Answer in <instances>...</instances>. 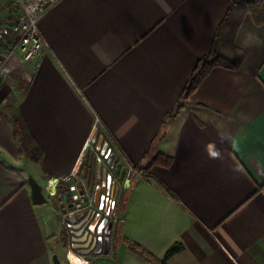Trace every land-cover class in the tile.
Segmentation results:
<instances>
[{"label":"crops","instance_id":"crops-1","mask_svg":"<svg viewBox=\"0 0 264 264\" xmlns=\"http://www.w3.org/2000/svg\"><path fill=\"white\" fill-rule=\"evenodd\" d=\"M241 1L51 5L39 21L47 48L29 61L14 56L0 78V108L18 110L40 149L32 161L10 118L0 117V264H53L44 184L74 167L96 119L121 168L137 170L120 198L113 264H149L128 241L160 259L181 242L168 264H264V24L243 13ZM214 49L244 57L236 69L212 68L180 102L197 61ZM154 153L172 160L152 165L148 179L138 169ZM30 178L43 203L32 201Z\"/></svg>","mask_w":264,"mask_h":264},{"label":"built area","instance_id":"built-area-1","mask_svg":"<svg viewBox=\"0 0 264 264\" xmlns=\"http://www.w3.org/2000/svg\"><path fill=\"white\" fill-rule=\"evenodd\" d=\"M56 1L16 0L19 7L18 18L0 26V78L7 79L9 76L10 61L14 56L18 55L22 61H29L47 48L39 21ZM98 123L96 119L91 139L95 134L97 138H102V145H106L114 159L110 140L108 141L104 131H99ZM91 139L86 143L74 167L67 174L55 178L53 189L48 187L49 179L44 184L49 198L56 199L58 187L63 183L66 194H71L73 199V202H66L64 206L52 203L63 226L61 237L67 264H74L70 255L81 259V264H101L102 259L113 261L118 225L122 220L120 198L130 188L131 176L137 173L129 163H126L125 168L120 166L119 172H116L108 156L101 153ZM121 169L124 171L122 176ZM96 216H99V221L105 219L110 226L107 254L103 253L101 236L88 230L89 223ZM83 219L85 220L80 228L73 227ZM79 229L82 231L77 235L75 232Z\"/></svg>","mask_w":264,"mask_h":264},{"label":"trees","instance_id":"trees-1","mask_svg":"<svg viewBox=\"0 0 264 264\" xmlns=\"http://www.w3.org/2000/svg\"><path fill=\"white\" fill-rule=\"evenodd\" d=\"M237 7H240L243 13H250L253 22L256 25L264 24V0H244L237 3ZM244 54L242 51L236 57V60L231 58L224 52H220L216 49L212 50L208 55L201 57L194 69L188 78L183 91L180 95V102L185 100L190 93H192L196 87L198 86L200 80L214 67L222 66L230 69H236L239 67ZM179 104L174 108V110L168 116L169 121L174 119L181 109V104ZM0 117L1 118H10L14 129L15 135L17 136L22 151L31 158L32 161L37 162L39 160L40 149L39 146L34 142L30 133L27 130V127L24 123L23 118L21 117L18 110L13 106H5L0 108ZM167 125V124H166ZM171 157L167 155H162L160 153H154L150 156V159L145 162L142 167H139L138 170L142 172L143 176L148 179H154L152 174L149 173V168L158 164L161 166H168L171 163ZM158 184L164 186L161 182L158 181ZM167 192H169L167 190ZM170 194H172L170 192ZM128 249L136 254L137 256L143 258L149 264H168L167 261L174 255L182 252L184 246L181 242L173 243L165 252L163 259H160L145 249L140 244L134 241H128L127 243Z\"/></svg>","mask_w":264,"mask_h":264},{"label":"rangeland","instance_id":"rangeland-1","mask_svg":"<svg viewBox=\"0 0 264 264\" xmlns=\"http://www.w3.org/2000/svg\"><path fill=\"white\" fill-rule=\"evenodd\" d=\"M18 15H19V7L16 4V0H0V26L6 25L12 20H16L18 18ZM44 193L47 195L46 191H44ZM70 193L71 192H69V194ZM68 198H69L68 203L73 202L71 194L70 196H68ZM46 201L47 202L44 204L45 218L49 221L50 226L54 232V235L51 238H49V243L52 246L54 253L57 255L61 263L67 264L66 258H65L66 250L63 248V237H61V230L63 226H62L59 216L55 212L53 205H52V203L60 204V202L59 200H57V196H56V199H51V202L48 199H46ZM118 234H121L120 229L118 230ZM117 247H119L120 251H122V249L125 248V243L122 239H120L119 243L117 242ZM141 261H144V260H141ZM108 264H113V263L108 262Z\"/></svg>","mask_w":264,"mask_h":264},{"label":"water","instance_id":"water-1","mask_svg":"<svg viewBox=\"0 0 264 264\" xmlns=\"http://www.w3.org/2000/svg\"><path fill=\"white\" fill-rule=\"evenodd\" d=\"M91 142L96 144L97 149H100L101 153L105 154L106 156H108V160L115 166V170L116 172H119L120 169V163H116V160L113 159V156L110 154V150H107L106 145H102V138H97V135L95 134L92 139ZM123 169H121V176L123 175ZM28 184L30 185L31 188V197H32V201L35 204H40L43 203L45 201V197L42 193V187L32 178H30L28 180ZM124 218V212H121V219ZM86 219V218H85ZM83 219L80 223H78L77 225H74V228H80L84 222ZM99 220V216H96L95 219L91 222L89 228L91 230H94L95 225H97ZM42 225H43V231H44V236L46 238H50L54 235V232L50 226V223L47 219H45L44 217L42 218ZM109 223L106 222L105 219L101 220L100 223H98V226L96 227V232L97 233H102L104 234V248H103V253L107 254L108 252V232H109ZM103 230V231H102ZM82 231V229H79L77 232H75L77 235L80 234ZM52 263L53 264H62L61 261L58 259L56 254H53L52 256Z\"/></svg>","mask_w":264,"mask_h":264},{"label":"flooded vegetation","instance_id":"flooded-vegetation-1","mask_svg":"<svg viewBox=\"0 0 264 264\" xmlns=\"http://www.w3.org/2000/svg\"><path fill=\"white\" fill-rule=\"evenodd\" d=\"M94 219H95V218H94ZM94 219H93V220H94ZM100 221H101V220H100ZM100 221L98 220V223H100ZM98 223H97V225H95L94 230H91V229L89 228V226H90V224H91V222H90L89 225H88V230H89L90 232H94L95 234L101 236V238H102V240H103V248H104V234H103V232H102V233H97V232H96V227L98 226ZM102 231H103V230H102Z\"/></svg>","mask_w":264,"mask_h":264},{"label":"bare ground","instance_id":"bare-ground-1","mask_svg":"<svg viewBox=\"0 0 264 264\" xmlns=\"http://www.w3.org/2000/svg\"><path fill=\"white\" fill-rule=\"evenodd\" d=\"M50 186H51V189H53V184H50ZM72 261H73V259H72ZM80 261L82 262L81 259H80ZM73 263H74V264H79V263H75L74 261H73Z\"/></svg>","mask_w":264,"mask_h":264}]
</instances>
